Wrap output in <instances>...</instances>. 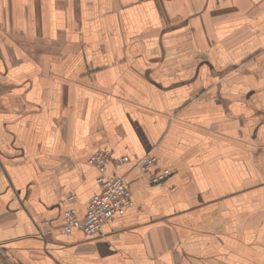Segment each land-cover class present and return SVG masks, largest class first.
I'll return each instance as SVG.
<instances>
[{
    "label": "crops",
    "instance_id": "1",
    "mask_svg": "<svg viewBox=\"0 0 264 264\" xmlns=\"http://www.w3.org/2000/svg\"><path fill=\"white\" fill-rule=\"evenodd\" d=\"M102 149L134 205L67 233ZM0 264H264V0H0Z\"/></svg>",
    "mask_w": 264,
    "mask_h": 264
},
{
    "label": "built area",
    "instance_id": "2",
    "mask_svg": "<svg viewBox=\"0 0 264 264\" xmlns=\"http://www.w3.org/2000/svg\"><path fill=\"white\" fill-rule=\"evenodd\" d=\"M128 160L127 156L115 157L110 150L105 149L95 152L89 158V164L99 171L96 178L99 189L90 198L83 216H79L74 208L63 211L64 229L67 233L78 229L91 236L101 234L106 223L125 214L134 205L128 180L123 176L107 174L109 164L118 167ZM135 166L141 172L149 173L148 182L151 185L161 184L172 175L170 168H158V159L151 154L137 157ZM73 200L74 195H70L69 202Z\"/></svg>",
    "mask_w": 264,
    "mask_h": 264
},
{
    "label": "rangeland",
    "instance_id": "3",
    "mask_svg": "<svg viewBox=\"0 0 264 264\" xmlns=\"http://www.w3.org/2000/svg\"><path fill=\"white\" fill-rule=\"evenodd\" d=\"M105 150H107V149H105ZM98 151H99V150H98ZM96 152H97V151H96ZM146 155H147V154H146ZM151 155H152V154H151ZM143 156H144V155H143ZM140 157H142V156H140ZM88 160H89V159H88ZM88 163H89V162H88ZM91 166H92V165H91ZM69 196H70V195H68L67 198H66V199H67V200H66L67 202H69ZM74 199H75V196H74ZM89 201H90V200H89ZM64 210H65V209H64ZM64 226H65V222H64V220H63V229H64ZM64 230H65V229H64ZM65 232H66V231H65Z\"/></svg>",
    "mask_w": 264,
    "mask_h": 264
}]
</instances>
